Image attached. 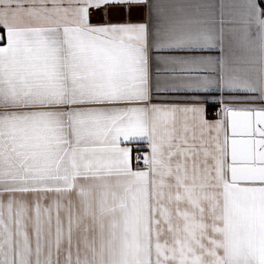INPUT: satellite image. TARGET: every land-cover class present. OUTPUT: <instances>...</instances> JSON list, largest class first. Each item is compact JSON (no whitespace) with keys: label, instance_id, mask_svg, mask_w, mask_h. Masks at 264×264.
Returning <instances> with one entry per match:
<instances>
[{"label":"snow or ice","instance_id":"obj_1","mask_svg":"<svg viewBox=\"0 0 264 264\" xmlns=\"http://www.w3.org/2000/svg\"><path fill=\"white\" fill-rule=\"evenodd\" d=\"M208 3L0 0V264H264V27Z\"/></svg>","mask_w":264,"mask_h":264},{"label":"crops","instance_id":"obj_2","mask_svg":"<svg viewBox=\"0 0 264 264\" xmlns=\"http://www.w3.org/2000/svg\"><path fill=\"white\" fill-rule=\"evenodd\" d=\"M216 8V16L224 28L226 45L231 43L234 61L242 63L248 59L252 53L249 49L239 47L237 40H242L249 32H255L257 28L264 27V1L263 0H209L205 7ZM218 6V7H217ZM94 19H97L94 17ZM3 35V29H0ZM6 45V36L0 39V46ZM255 71L264 72V64L257 69L256 65H249ZM242 104L258 106L261 102L254 100H241ZM212 114V115H210ZM207 118L212 121L216 119L212 108L207 110ZM136 145H133L135 148Z\"/></svg>","mask_w":264,"mask_h":264},{"label":"trees","instance_id":"obj_3","mask_svg":"<svg viewBox=\"0 0 264 264\" xmlns=\"http://www.w3.org/2000/svg\"><path fill=\"white\" fill-rule=\"evenodd\" d=\"M210 115H212V114H210Z\"/></svg>","mask_w":264,"mask_h":264},{"label":"rangeland","instance_id":"obj_4","mask_svg":"<svg viewBox=\"0 0 264 264\" xmlns=\"http://www.w3.org/2000/svg\"><path fill=\"white\" fill-rule=\"evenodd\" d=\"M264 1V0H263Z\"/></svg>","mask_w":264,"mask_h":264}]
</instances>
